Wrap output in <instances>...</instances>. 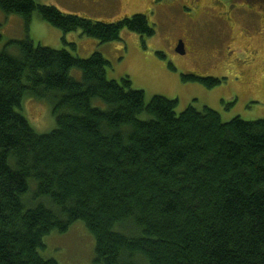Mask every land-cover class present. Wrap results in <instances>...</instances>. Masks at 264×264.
Wrapping results in <instances>:
<instances>
[{
    "label": "trees",
    "instance_id": "obj_1",
    "mask_svg": "<svg viewBox=\"0 0 264 264\" xmlns=\"http://www.w3.org/2000/svg\"><path fill=\"white\" fill-rule=\"evenodd\" d=\"M0 10L26 32L35 12L99 43L123 29L156 33L141 13L104 23L35 0H0ZM109 65L97 51L35 47L28 34L0 52V264H58L38 250L75 221L93 235L98 264H264V119L178 113L161 95L145 102L129 77L108 78ZM27 95L52 104L53 130L35 132L18 111Z\"/></svg>",
    "mask_w": 264,
    "mask_h": 264
},
{
    "label": "rangeland",
    "instance_id": "obj_2",
    "mask_svg": "<svg viewBox=\"0 0 264 264\" xmlns=\"http://www.w3.org/2000/svg\"><path fill=\"white\" fill-rule=\"evenodd\" d=\"M58 10L93 21L114 23L134 14H145L155 25L156 33L141 37L123 29L120 39L99 43L81 35L80 30L63 33L33 12L28 31L22 18L0 10V52L10 40H22L28 34L35 47L67 48L79 58L100 52L109 61L107 76L121 82L129 77L131 87L142 90L145 102L161 95L176 99L179 113L189 106L202 110L205 106L217 111L223 122L234 117L246 121L264 119V0H216L210 11L227 18L230 8L241 3L247 11L228 27L216 21L204 26L187 25L185 15L194 13L189 0H35ZM254 15V16H253ZM221 26V27H220ZM234 38L231 41L230 38ZM74 43L75 49L64 44ZM229 39V40H228ZM184 52L177 50L178 41ZM91 44V45H90ZM14 53V50H9ZM161 52L163 56H160ZM172 65V68L170 67ZM182 74L218 78L212 88L195 82H183ZM70 75L81 80V72ZM96 104L103 106L100 101ZM18 111L37 133H48L56 126L52 104L46 99L24 96ZM36 184L29 183L33 193ZM26 205H30L24 198ZM34 202V200H33ZM39 249L44 259L58 264H98L95 261V239L82 221H75L65 232L52 231L43 238Z\"/></svg>",
    "mask_w": 264,
    "mask_h": 264
},
{
    "label": "flooded vegetation",
    "instance_id": "obj_3",
    "mask_svg": "<svg viewBox=\"0 0 264 264\" xmlns=\"http://www.w3.org/2000/svg\"><path fill=\"white\" fill-rule=\"evenodd\" d=\"M189 2L191 3V10L194 9L195 11L194 13L185 15V22L187 25L204 26L208 24L209 21H216L218 24L220 23L219 25L222 27H228L229 22L233 23L237 17L241 18L246 14H252L247 11L243 4L232 3L230 6H225V11L230 8L227 18L221 19L219 14L210 11L211 4H213V2L215 3L216 0H189ZM230 40L234 41V38L231 36ZM178 41L180 40H177V42Z\"/></svg>",
    "mask_w": 264,
    "mask_h": 264
},
{
    "label": "water",
    "instance_id": "obj_4",
    "mask_svg": "<svg viewBox=\"0 0 264 264\" xmlns=\"http://www.w3.org/2000/svg\"><path fill=\"white\" fill-rule=\"evenodd\" d=\"M177 50L179 51V52H184V50H183V44H182V42L180 41L179 42V44H178V46H177Z\"/></svg>",
    "mask_w": 264,
    "mask_h": 264
},
{
    "label": "crops",
    "instance_id": "obj_5",
    "mask_svg": "<svg viewBox=\"0 0 264 264\" xmlns=\"http://www.w3.org/2000/svg\"><path fill=\"white\" fill-rule=\"evenodd\" d=\"M91 45V44H90Z\"/></svg>",
    "mask_w": 264,
    "mask_h": 264
}]
</instances>
